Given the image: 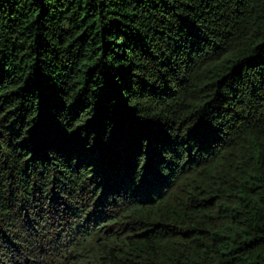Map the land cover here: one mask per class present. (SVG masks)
Masks as SVG:
<instances>
[{
	"label": "trees",
	"instance_id": "obj_1",
	"mask_svg": "<svg viewBox=\"0 0 264 264\" xmlns=\"http://www.w3.org/2000/svg\"><path fill=\"white\" fill-rule=\"evenodd\" d=\"M0 264H264V0H0Z\"/></svg>",
	"mask_w": 264,
	"mask_h": 264
}]
</instances>
